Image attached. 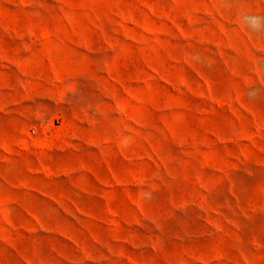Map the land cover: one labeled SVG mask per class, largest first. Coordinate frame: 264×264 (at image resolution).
I'll return each instance as SVG.
<instances>
[{
    "label": "rangeland",
    "instance_id": "374dc122",
    "mask_svg": "<svg viewBox=\"0 0 264 264\" xmlns=\"http://www.w3.org/2000/svg\"><path fill=\"white\" fill-rule=\"evenodd\" d=\"M264 0H0V264H264Z\"/></svg>",
    "mask_w": 264,
    "mask_h": 264
},
{
    "label": "clouds",
    "instance_id": "9594fccd",
    "mask_svg": "<svg viewBox=\"0 0 264 264\" xmlns=\"http://www.w3.org/2000/svg\"><path fill=\"white\" fill-rule=\"evenodd\" d=\"M245 22L251 27L252 29H258L261 27L262 19L259 16H246Z\"/></svg>",
    "mask_w": 264,
    "mask_h": 264
}]
</instances>
